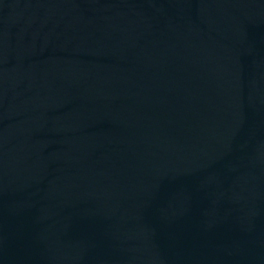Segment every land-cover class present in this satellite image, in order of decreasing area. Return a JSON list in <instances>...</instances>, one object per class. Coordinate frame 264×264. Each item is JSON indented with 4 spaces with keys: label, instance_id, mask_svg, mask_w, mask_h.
I'll list each match as a JSON object with an SVG mask.
<instances>
[{
    "label": "water",
    "instance_id": "water-1",
    "mask_svg": "<svg viewBox=\"0 0 264 264\" xmlns=\"http://www.w3.org/2000/svg\"><path fill=\"white\" fill-rule=\"evenodd\" d=\"M0 264H264V0H0Z\"/></svg>",
    "mask_w": 264,
    "mask_h": 264
}]
</instances>
